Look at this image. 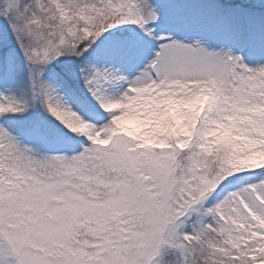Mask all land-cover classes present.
Segmentation results:
<instances>
[{
    "label": "snow or ice",
    "instance_id": "6c2138e0",
    "mask_svg": "<svg viewBox=\"0 0 264 264\" xmlns=\"http://www.w3.org/2000/svg\"><path fill=\"white\" fill-rule=\"evenodd\" d=\"M0 264H264V0H0Z\"/></svg>",
    "mask_w": 264,
    "mask_h": 264
}]
</instances>
